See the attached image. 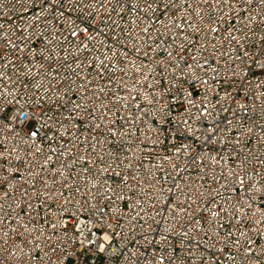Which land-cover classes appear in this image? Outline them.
Returning a JSON list of instances; mask_svg holds the SVG:
<instances>
[{"label":"built area","instance_id":"built-area-1","mask_svg":"<svg viewBox=\"0 0 264 264\" xmlns=\"http://www.w3.org/2000/svg\"><path fill=\"white\" fill-rule=\"evenodd\" d=\"M0 264H264V0H0Z\"/></svg>","mask_w":264,"mask_h":264}]
</instances>
